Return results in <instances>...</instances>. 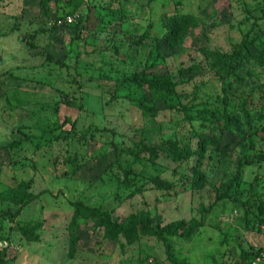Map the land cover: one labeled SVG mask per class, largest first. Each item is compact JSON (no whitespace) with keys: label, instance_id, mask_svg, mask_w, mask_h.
Listing matches in <instances>:
<instances>
[{"label":"rangeland","instance_id":"1","mask_svg":"<svg viewBox=\"0 0 264 264\" xmlns=\"http://www.w3.org/2000/svg\"><path fill=\"white\" fill-rule=\"evenodd\" d=\"M0 41L25 61L0 73V264H238L264 248V0H3ZM75 202L193 234L110 241Z\"/></svg>","mask_w":264,"mask_h":264},{"label":"trees","instance_id":"2","mask_svg":"<svg viewBox=\"0 0 264 264\" xmlns=\"http://www.w3.org/2000/svg\"><path fill=\"white\" fill-rule=\"evenodd\" d=\"M3 0H0V2ZM191 20L190 16H178L176 17L175 21L170 24L169 26V34L167 35L170 37L175 36L177 32H181L184 28L186 23H188ZM251 41H243L242 44L238 48V52H235L234 54L231 55H225L222 57H218V61L220 64L219 68L221 72L224 73H234L235 69L237 66L240 64L238 62V54L242 52H247V47L250 46ZM244 53V54H245ZM171 83L168 80L165 81H157L155 82L152 87L157 90H163L168 87H170ZM191 110V109H190ZM194 110V109H192ZM205 110V108L203 109ZM212 117H214V113L211 114ZM224 120V125L226 128L230 129H236L237 125L235 122L231 121L229 118L223 119ZM71 123L72 126L74 125V122H71L68 117L64 119V124ZM27 139V138H26ZM28 140V139H27ZM22 141L21 139L18 140H13L10 144L11 148H17L21 145ZM158 149L153 146H145L143 148V153H148L149 154V160L151 162L157 160L159 158V153L157 151ZM165 152H167L168 156L175 158L176 153H180L182 151H177L171 148H166L163 149ZM200 149H197L195 151H191L190 149L186 150L187 155H196L200 154ZM201 183H197L196 187H199ZM26 193H24L25 196ZM17 205H20L21 208L18 209L16 213H10V212H5L3 213L4 215H10L12 217L17 216L21 210L22 206H24L23 198H19L15 201ZM73 206L75 208V216L76 217H93L96 222V226L99 229H102V232L104 234V238L110 240V241H119L120 237L126 238L127 240H136L141 236H155L157 240L161 241L165 246L166 250H168L167 247V239L166 236H187V235H192L193 234V228H188L184 230L182 233L179 234V225L174 226L173 228L171 227H156L153 228L149 225V221L145 218H135V217H130L128 218L125 222L123 223H117L114 221L109 214H106L98 209H91L89 207H86L83 205L81 202H75L73 203ZM258 210H260L262 213H264V201L260 203L258 206ZM22 234L24 235L25 238H27L30 241H38V235L31 233L28 231L26 228H22ZM81 244V241L77 235H72L71 240H70V245H69V256L73 257L77 246ZM258 253V252H257ZM257 253L254 254H246L242 257L240 260V263L238 264H250L251 260L257 255Z\"/></svg>","mask_w":264,"mask_h":264},{"label":"water","instance_id":"3","mask_svg":"<svg viewBox=\"0 0 264 264\" xmlns=\"http://www.w3.org/2000/svg\"><path fill=\"white\" fill-rule=\"evenodd\" d=\"M25 61L19 60L16 56H13L12 49L9 43H3L0 41V73L6 72L7 67L11 65H18L19 63H24ZM1 111V108H0ZM2 134V132H1ZM3 137L7 138L5 133Z\"/></svg>","mask_w":264,"mask_h":264},{"label":"built area","instance_id":"4","mask_svg":"<svg viewBox=\"0 0 264 264\" xmlns=\"http://www.w3.org/2000/svg\"><path fill=\"white\" fill-rule=\"evenodd\" d=\"M75 23V16L67 14L61 19H57L56 24L61 25H73ZM250 264H264V248L257 253V255L251 260Z\"/></svg>","mask_w":264,"mask_h":264}]
</instances>
